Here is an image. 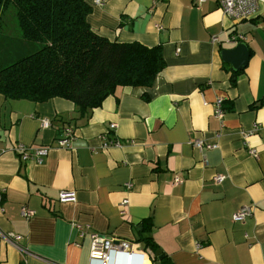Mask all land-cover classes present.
Segmentation results:
<instances>
[{
    "label": "crops",
    "instance_id": "1",
    "mask_svg": "<svg viewBox=\"0 0 264 264\" xmlns=\"http://www.w3.org/2000/svg\"><path fill=\"white\" fill-rule=\"evenodd\" d=\"M86 1L97 33L160 45L165 65L151 86H118L84 114L63 97L0 93V264H101L90 256L93 231L130 241L131 264H264V5L233 21L218 0ZM232 35L250 51L237 72L221 54L239 41ZM66 128L74 137L61 147ZM17 143L49 151L42 163L22 161ZM64 189L77 200L60 202ZM244 207L252 214L234 220ZM111 256L128 264L123 251Z\"/></svg>",
    "mask_w": 264,
    "mask_h": 264
},
{
    "label": "trees",
    "instance_id": "2",
    "mask_svg": "<svg viewBox=\"0 0 264 264\" xmlns=\"http://www.w3.org/2000/svg\"><path fill=\"white\" fill-rule=\"evenodd\" d=\"M11 5L23 42L13 54L2 35ZM91 10L86 0H0V93L35 102L63 97L84 114L118 86H151L165 65L162 47L100 35ZM144 239L157 250L151 236Z\"/></svg>",
    "mask_w": 264,
    "mask_h": 264
},
{
    "label": "built area",
    "instance_id": "3",
    "mask_svg": "<svg viewBox=\"0 0 264 264\" xmlns=\"http://www.w3.org/2000/svg\"><path fill=\"white\" fill-rule=\"evenodd\" d=\"M207 0H196L197 3L204 2ZM97 4H102L103 0H96ZM221 9L223 10L224 14L233 21H240L243 19L251 18L257 15L262 6L264 5V0H218ZM214 42L218 40V37L214 36L212 39ZM238 40H243L242 37L232 35L229 39L230 42H237ZM223 98H218L216 100V115L218 117H222L224 115V108H223ZM43 126L47 127L51 125V121L49 119L43 120ZM117 126L116 123H112L111 127L115 128ZM258 128V125L252 130L255 131ZM249 133L245 132L243 135L247 136ZM74 137V132L72 128H66L63 130L62 133L57 137V143L61 147H70L71 141ZM114 144H118L116 140H109L104 142V146L108 147ZM195 145L198 148H214L217 144L207 143L204 140L197 139L195 141ZM14 150L18 152L20 159L22 161H29L35 160L38 163L43 162V158L45 155L48 154L49 147L47 146H36V147H29L23 143H17L14 146ZM249 152L252 155L257 156L258 152L255 148H251ZM224 179L223 175H218L216 180L221 182ZM181 182L180 178H176L174 183L177 184ZM128 186L131 188L132 183H128ZM77 200L76 191L74 190H61L59 193V201L60 202H74ZM128 200L125 199L122 202V205L127 204ZM35 213L34 210L23 208L22 214L25 217H31ZM252 214V207H244L241 208L233 215V219L236 221L243 220L249 215ZM82 235V233H81ZM20 235H16L15 239H20ZM91 251L90 256L92 259H97L100 261L101 264H111V253L114 250H119L127 253V262L128 264L132 263L133 260V244L124 239H117L113 236L102 234L96 231L91 233Z\"/></svg>",
    "mask_w": 264,
    "mask_h": 264
},
{
    "label": "rangeland",
    "instance_id": "4",
    "mask_svg": "<svg viewBox=\"0 0 264 264\" xmlns=\"http://www.w3.org/2000/svg\"><path fill=\"white\" fill-rule=\"evenodd\" d=\"M2 35L6 36L7 38L4 40L5 46L8 45L10 48V52L16 51L19 46H22V32L18 26L17 17L15 14V6L11 5L9 8L6 9L4 13V23H3V30ZM0 36V37H3ZM7 48V47H6ZM13 54V53H12Z\"/></svg>",
    "mask_w": 264,
    "mask_h": 264
},
{
    "label": "water",
    "instance_id": "5",
    "mask_svg": "<svg viewBox=\"0 0 264 264\" xmlns=\"http://www.w3.org/2000/svg\"><path fill=\"white\" fill-rule=\"evenodd\" d=\"M223 59L233 66L237 72L245 68L250 58V51L245 41L239 40L232 48H225L221 52ZM159 250L157 254H159Z\"/></svg>",
    "mask_w": 264,
    "mask_h": 264
}]
</instances>
